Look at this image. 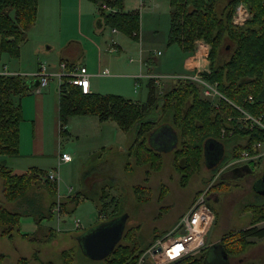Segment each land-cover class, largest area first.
<instances>
[{
    "label": "trees",
    "instance_id": "1",
    "mask_svg": "<svg viewBox=\"0 0 264 264\" xmlns=\"http://www.w3.org/2000/svg\"><path fill=\"white\" fill-rule=\"evenodd\" d=\"M90 1L96 4L104 25L138 40L137 10L123 12L124 0ZM220 1L169 0V41L179 43L186 51H193L197 40L210 46L209 71L201 75L206 82L216 85L221 95L216 104L202 97L199 88L190 81H180L158 96V87L153 80H149L144 102L118 94H84L78 86L65 81L60 86L58 101L60 128L72 116L92 115L99 121H114L124 132L135 130V141L128 149L133 164L128 162L126 168L144 165L148 167L146 172H149L160 169L162 155L147 144V135L158 123L144 120L143 117L147 111L158 109L163 117H170L171 122L167 119V124L178 131V147L173 151L172 167L180 175V184L186 183L189 176L200 169L202 156L205 151L208 152L209 141L218 142L237 134L244 135L247 137L246 142L235 147L232 157H239L242 151L254 154V143L264 141V132L256 127H244L241 117L242 110L254 116H264V0H224L222 4ZM240 2L247 7L250 16L243 25L238 26L232 23V15ZM36 13L37 0H0L1 53H7L12 58L19 57L20 49L27 40L26 32L33 25ZM231 44L229 57L222 59L219 51ZM28 89L29 85L24 82L23 76L0 74V155L18 153L22 110L15 98L26 94ZM64 132V129L61 130L62 134ZM47 173L32 167L17 175L5 163H0L3 198L15 201ZM56 182L48 178L42 182L51 196L56 195ZM132 190L139 201L148 199V187L137 185ZM106 197H109L108 191L102 190L100 213L105 214V219L124 214H117L119 203L115 196L109 197L107 201ZM75 198L78 200L76 195ZM70 202L74 203V199ZM66 204L64 202L63 207L65 213L69 214L74 207L70 209ZM259 211L262 212L260 217H264V207H260ZM19 216L0 203L2 236L12 238L19 232ZM256 221L254 219L244 229L225 234L219 246L226 255H239L252 243V238L264 237V227H257ZM138 229V226H125L121 240L112 252L100 259L99 264H137L152 243H144L137 234ZM21 234L23 238L34 239L28 233ZM156 238L158 236H154ZM207 251L208 248L204 246L198 251L199 255L186 256L171 264H204ZM62 255L64 264H72L71 255L67 252ZM2 259L3 254H0V264ZM16 264L30 263L28 258L22 256Z\"/></svg>",
    "mask_w": 264,
    "mask_h": 264
},
{
    "label": "rangeland",
    "instance_id": "2",
    "mask_svg": "<svg viewBox=\"0 0 264 264\" xmlns=\"http://www.w3.org/2000/svg\"><path fill=\"white\" fill-rule=\"evenodd\" d=\"M164 6L168 9L167 0H164ZM79 7L78 14L81 17V23L78 21L76 6L74 5V9L72 8L70 12H68L69 10L67 8L64 10L65 12L62 14L63 24L60 25V29L66 33L76 34L79 22L82 31L81 37H79L81 44L75 47L74 54L76 56L74 62L87 65L90 73L99 72V70H107L108 74H111V76L108 77H90L91 89H98L94 92H100L102 94L118 93L135 101H145L146 86L144 81H142L141 84L138 83L134 85L133 78L123 77V75L117 76V74L124 73V71H137V59L139 58L140 48L148 49V52L151 51V49L162 51V55L155 56L157 60H163L166 56H170L171 52L177 50V45L168 44L166 39V37L168 38L169 36V16L167 14L165 16L162 15L160 12H163V9H158L155 5L150 9H141L139 33L141 29H143L144 35L148 36V42L144 40L142 41L143 43H141V34H139L138 40H133L121 32L112 33V28L103 24L102 16L97 12V6L90 0H81ZM147 12H155L156 14H148ZM57 14L58 10L51 19L54 23L51 24L42 20L39 24V26L42 27V31L50 32L51 41L54 40V35L59 30L57 26ZM99 23H102L101 27L98 26ZM164 36H166L165 40H163ZM27 37L32 41L29 40L27 45H25L18 67L24 71L33 69L37 64L35 59L37 55H35V57L33 55V41L41 40L37 27H34ZM116 40L122 46L123 50L118 53H110L107 48ZM98 43L102 44V54H100V51L98 52ZM230 48H232V44L227 45V49L223 48L219 51V55L222 59H227L229 57L231 53ZM148 52L145 54H148ZM98 53L100 54V59ZM41 57L43 56L40 55L38 58ZM130 59L132 61H130ZM4 60L8 61L9 59L6 55L2 54V56H0V66ZM42 60L55 62L57 58L49 56L42 58ZM7 64L9 65L10 63ZM207 65L209 66V64ZM30 66L31 68H28ZM159 70L163 69L161 68ZM195 78L198 77L195 76ZM202 80L214 87L217 91L215 84L208 83L203 78ZM56 81L57 80L51 84L55 91L57 90ZM180 81H190L199 88L201 96L209 99L213 104H216L221 96L218 94L206 95L204 93L206 87L203 86V83L189 77L178 78L176 81H166L164 85H157L159 89L158 96H161L164 91L171 87L176 86ZM87 118L98 122L95 116ZM143 119L158 123L153 129V134L147 135V144L152 149L154 148L159 151L162 155V165L159 170L146 172L148 167L144 165L133 166L131 169L126 168L128 162L130 165L133 164L132 157H129L128 151L126 153V150L129 149L130 145L133 143L136 134L135 132L133 134H127L120 131L114 121L108 120V124H111L113 129L109 131V134L107 130H105L104 134L101 135L102 137H92L91 133L87 135L82 134L79 138L75 134H62L60 138V151L69 154L72 161L58 164L55 160H52L51 165H53V168L48 170V172L54 171L59 177L58 199H56L54 205L52 204L49 206L48 211L46 207L51 202V195L46 193L43 189L39 195V204L35 208L33 206L31 208L32 216L34 217H37V215L40 216L47 210L45 215L51 218L42 221L45 223L48 221V224L53 226L55 231L54 229L45 228V235L42 236V233L38 231L41 235L37 238L31 235L32 238L34 237L33 240L27 238L22 239L18 235H14L13 239H8L7 236L4 237L1 235L2 226L0 225V252L5 254V256L7 255L9 259L12 258V262H5L2 264H16L18 258L22 256L28 258L30 264H41L45 262H49V264H64L63 252H67L72 256V264H99L101 262L100 259H90L85 255L79 237L90 227L103 221L99 219L96 210L93 211L92 209L94 207V201H98L99 199L97 194H101L102 190L108 191L109 197H116V201L119 203L117 214L126 213L128 215L125 226H138L139 229L137 234L140 239H142L144 243L152 242L151 245L157 239H154V236L160 238L172 231L179 215L189 209L192 201H194L196 196L204 189L207 188L206 197L214 191L217 192L222 190L221 192H224L222 194V206L224 211H226V209H228L239 197L251 194L253 175L247 176V172L242 173V176L238 178L236 182H230L228 184L217 177L218 173L221 171L219 169L225 166L226 161L229 159L228 150L224 146L216 147L215 156L205 151L201 159L202 164L200 169L191 174L186 183L180 184V175L172 167L173 151L178 147L177 141L175 146L171 145V147H169L166 139L169 133H167L165 129H171L174 135H176L178 131L167 124L168 120L171 122L170 117H163L159 110L147 111ZM78 126L79 124L77 121L76 127L78 128ZM89 128L91 129L90 125ZM217 165H220V168H218L208 181V176H204V172L206 170H213ZM243 165L257 168V166H254V163L250 162H239L232 166V168L240 166L241 169ZM235 172L239 173L237 171ZM47 175L41 176V181L36 183L34 187L37 185L36 188L38 189L45 188L42 182L47 179ZM86 178L90 181H95L91 187L92 189L86 192L87 198L91 200L79 206V208L77 207L72 214L65 213L66 211L64 210L63 204L66 202L67 206L69 201L68 199L64 201L62 197H74L77 186ZM137 185L149 188L147 200L139 201L137 199L132 190ZM34 187L32 189L33 193H35L36 190ZM226 190L231 191L227 193L225 192ZM231 192L233 193L231 194ZM109 197H106V201ZM206 200L208 205H213L211 201H208V199ZM244 200L246 199H242L240 202L242 204L238 205L239 209L243 212H249V215L252 216V222L254 219H257L258 221L255 222V225L259 226L264 223V217H260L259 215L262 214V212L259 211L262 205L252 203V198L249 202ZM3 201L4 202L0 203L6 204V202H8L5 199ZM23 205L24 203L18 199L15 202L8 203L7 209L11 211H20ZM57 210L58 214L56 213ZM241 215L243 214L241 213ZM46 216L40 217L39 220ZM223 217L225 218V216ZM215 222L216 220H214V224L212 225H215ZM221 228L222 225H216L209 230L206 238L211 240L212 237L219 235ZM17 229L20 233H30L35 229V225L30 218L23 217L21 218L20 228L18 225ZM205 244L207 243L205 242ZM148 249L143 253V262L141 264H154ZM257 254L264 256V250L258 251ZM196 255H199V253L197 252ZM229 259L230 264L244 263L233 257H229ZM215 264L227 263L216 261Z\"/></svg>",
    "mask_w": 264,
    "mask_h": 264
},
{
    "label": "crops",
    "instance_id": "3",
    "mask_svg": "<svg viewBox=\"0 0 264 264\" xmlns=\"http://www.w3.org/2000/svg\"><path fill=\"white\" fill-rule=\"evenodd\" d=\"M57 2V4H56ZM221 4L224 2V0L220 1ZM81 3V0H37V13H36V19L31 26V28L27 31V35H30L34 27H37L39 31V35L41 40L39 41H33V55H37L36 62L37 64L33 69H28V71H24L22 69H19L20 65V59L23 54V49L25 48V45L30 41H32L29 37H27L26 42L22 45L19 53L18 58H12L7 53H1L6 55L8 57V61H5L1 64L0 70L5 69L4 72L6 74H19L24 77V82H27L28 79H38L34 74L38 70V67L40 64H46L48 66V70L51 72H56L59 67L58 64L60 62H66L67 64H75V65H84L87 68V71L89 72V67L85 65L84 63L79 64L74 62L75 60V54L74 50L75 47H77L79 44H81L79 37H81L82 31L79 22L81 23V17L79 16V5ZM168 3V9L164 6V0H124V6H123V12H129L133 10H137L139 12V29H140V18H141V9H150L154 5L158 9H163V12H160L162 15H168L170 22V5L169 0H167ZM220 4V7L222 6ZM74 5L76 6V14L78 17V29L76 34L72 33H66L61 31L60 25L63 24V16L62 14L65 12L64 10L67 8L70 12L72 8L74 9ZM96 5V4H95ZM58 10V31L55 33L54 40H50V32H44L42 31V27L39 26L42 20L48 22V23H54L52 22V18L54 16V13H56ZM98 12V10H97ZM148 14H156L155 12H147ZM159 13V14H160ZM74 15V14H73ZM165 20V18H164ZM142 25V23H141ZM99 27L102 26V23H99ZM112 33H118L119 31H113V28L111 29ZM141 43L142 41L147 40L148 42V36H145L143 33V29H141ZM169 34V29H168ZM165 37H163V40H165ZM167 39L168 44H176L177 50L174 52H171L170 56H166L163 60H157L155 59L156 55H162V51L160 50H152L148 52V49L140 48L139 58L137 59L138 67L137 71H124V73H118L117 76L123 75V77L127 78H133L134 85L138 83H142L144 81L146 86V97L148 93V82L149 80H153L154 84L157 86L159 84L164 85L166 81H176L178 78H184L189 77L192 79L193 76L198 75L202 76L201 73L206 71H209V66L207 64H210L209 61V51L210 46L207 43H204L202 40L195 41V48L193 51H186L183 49V47L177 43V42H170L169 36ZM147 44V43H146ZM102 44L98 43V52L100 51V54H102ZM108 51L110 53H118L119 51H122V46L116 41H113L111 46H109ZM54 51V52H53ZM180 51V52H179ZM148 52V54H145ZM100 54L98 53V57L100 59ZM43 56L41 58H38L39 56ZM54 56L57 58L55 62L52 61H45L42 60V58ZM117 58V57H115ZM118 59V58H117ZM208 59V60H207ZM13 61V62H12ZM130 61H132L130 59ZM117 62V61H116ZM7 63H10L9 65ZM115 63V62H114ZM18 68V69H17ZM28 68H31L28 67ZM163 70H159V69ZM103 70H99V72H89V89L90 93H100V92H94L98 89L92 90L91 84H90V77L96 76V77H108L111 76V74H102ZM158 77L159 80L155 81L153 78ZM145 79V80H144ZM34 82V81H32ZM52 82H49L46 86H39V85H32L29 86L28 91L26 94L17 96L15 98V101L21 106L22 110V121L19 127V149L17 154L13 155H7L3 156L0 155V163H5V165L11 170L13 174H23L25 173L29 168H38L40 170H44L48 172V170H51L53 168L52 160H55L58 164L68 163L70 161L64 162L60 159V154L65 153L60 151L61 149V142L60 138L62 137L61 130H65V134H75L78 136H82V134H92V137H100L102 134H104V131L107 130L108 134L111 129H113V126L111 124H108V121H99L96 122L95 120H90V118L87 117H93V116H81V115H75L69 118L67 124H65L62 129L60 128V122L58 119V101H59V93L58 90L55 91L54 87L51 85ZM102 94V93H101ZM108 94V93H106ZM110 94V93H109ZM118 94V93H117ZM127 94V93H125ZM120 95V94H118ZM123 96V95H121ZM125 97V96H123ZM129 98V97H126ZM131 99V98H129ZM133 100V99H132ZM146 100V99H145ZM140 102V101H139ZM144 102V101H143ZM158 111V109H155ZM79 117V118H76ZM78 119V120H76ZM78 121V128L76 127ZM89 125L91 126V129L89 128ZM117 125V124H116ZM120 129V128H119ZM120 131H123L120 129ZM124 132V131H123ZM135 130H133L130 133H134ZM152 132H150V135H152ZM63 133V134H64ZM128 134V132H125ZM102 137V136H101ZM246 136L244 135H238L237 136H231L225 138L223 141H218V143L228 150L229 159L226 161V165L223 166L217 177L219 179H222L225 181V183L230 182H236L238 178H240L242 173L247 172L248 175H253V182H251V194L244 195L236 199V201L226 209V211L223 210V196L221 191H214L210 193V195L207 196L208 201H211L213 205H210L211 209L213 210L215 214V225H212V228H214L216 225H222V228L220 230L219 235L212 237L211 240H208L206 238L205 244L206 248H208L204 264H215L216 261H223L227 264L229 263V257H233L234 259H239V261L244 262L243 264H249V263H255V264H264V256H260L257 254V252L264 250V237L263 238H252L250 245L246 248V250L239 255L236 256H228L226 255V258L224 259L222 256H217L215 253L209 252V249L214 245H219L220 240L225 236L228 232H236L241 229H244L248 226H250L251 221V215H249V212L241 211L238 207L239 204L242 201V199H246L244 201L249 202V200L253 201L252 203L256 205H262L261 207H264V193H260L257 190H261L264 188V156H261L262 152L264 151V144H262L259 148H257L254 151V154L249 159H240L239 157L233 158V150L235 147L239 144H244L246 142ZM135 141V139H134ZM133 141V142H134ZM102 144V143H101ZM133 144V143H132ZM131 144V145H132ZM130 145V146H131ZM175 146V145H174ZM263 150V151H262ZM128 149L126 150L127 153ZM262 151L261 153H259ZM129 155V152H128ZM239 162H250L254 163V166H257V168H252L249 165H243L237 166L232 168L236 163ZM50 164V165H49ZM220 168V165H217L213 170H206L204 172V176H208V181L211 179L213 174L216 172V169L218 170ZM240 169V170H239ZM239 170V171H238ZM235 171L239 172L236 173ZM235 172V173H234ZM58 180L59 177L57 175V192L55 196H51V202L46 207L49 211V206L52 205L58 199ZM95 181H90L88 178H86L84 181L80 182V185L77 186V190L74 193L75 196H65L62 199L65 201L68 199L70 202L71 199H74V203L70 202L68 204L69 208L71 209V206L74 207L71 214L76 210V208L84 203L90 201L91 199L87 198L86 192L87 190H91L92 185ZM261 182V183H260ZM259 184L258 186L254 187V185ZM213 186V184H212ZM211 186V187H212ZM34 187V186H33ZM33 187L28 189L25 193L20 195L15 201L20 199L24 205L20 209V211H11V212H17L20 216L19 218V228H20V222L21 218L27 217L30 218L33 221V224L35 225V229L32 232H25L28 233L29 236L38 237L39 234L38 231L42 233V236L45 235L46 229H54L53 226L48 224V221L45 223L42 220H39L40 217L46 216V211L41 214L40 216L37 215V217L32 216L31 208L32 206L35 208L39 204V195L41 191L44 189L46 193L49 194V192L46 190V188L38 189L36 188L37 185L34 187L36 188L35 193L32 192ZM232 190V189H231ZM231 190H226L225 192H229ZM29 193V194H27ZM209 193V192H208ZM233 192H231L232 194ZM50 195V194H49ZM251 195V196H250ZM196 196V195H195ZM70 197V198H69ZM97 197L99 198L98 201H94V207L92 208L93 211L96 210L99 219L105 221V214L100 213V205H101V194H97ZM243 197V198H242ZM3 193H2V177L0 175V202L3 201ZM15 201H8L6 202L5 207L7 208V204L10 202ZM250 201V202H251ZM193 202V201H192ZM241 211V212H240ZM100 213V214H99ZM241 213L243 215H241ZM184 214L182 212L178 219ZM103 215V216H102ZM225 216V218L223 217ZM53 217V216H52ZM222 217V218H221ZM51 218L50 216H46V219ZM105 219V220H104ZM177 219V220H178ZM214 224V223H213ZM214 226V227H213ZM257 227H264V223L261 225H256ZM228 228V229H227ZM22 229V228H21ZM227 229V230H226ZM226 230V231H225ZM55 231V229H54ZM208 234V233H207ZM14 235H18L20 238H23V235L18 232ZM13 235V237H14ZM8 238V239H13ZM33 237V238H34ZM23 241V240H22ZM2 254V252H0ZM5 262H12V258L9 259L8 256L3 254L2 263ZM17 262V261H16Z\"/></svg>",
    "mask_w": 264,
    "mask_h": 264
},
{
    "label": "built area",
    "instance_id": "4",
    "mask_svg": "<svg viewBox=\"0 0 264 264\" xmlns=\"http://www.w3.org/2000/svg\"><path fill=\"white\" fill-rule=\"evenodd\" d=\"M249 16L250 13L247 7L240 2L237 4L232 15V23L238 26L243 25ZM113 31L116 30L113 29ZM58 67L59 69L56 72H51L48 70L46 64H40L38 70L34 74L38 78V85L46 86L49 82L57 80V90L59 93L61 84L67 81L70 84L78 86L82 93H90L89 74L84 65L67 64L62 61L58 64ZM4 71L5 69H2V71L0 70V74H6ZM102 74H108L107 70H103ZM195 76L198 78H195ZM195 76L192 78L202 82L203 86L206 87V91H204L206 95H220L214 87L205 83L201 76ZM153 79L155 81L159 80L158 77ZM242 114L241 120L244 127L250 129L256 127L264 132L263 115L254 116L243 110ZM222 132H224V129H222ZM262 144H264V141H258L254 143V147L257 149ZM252 156L253 154L242 151L239 158L247 160ZM261 156H264V151ZM60 159L67 162L72 158L67 153H61ZM47 174L49 180H57V175L54 171L48 172ZM206 195L207 188L196 196L189 209L177 220L172 231L163 237L157 238L149 247L148 252L154 264H171L183 257L196 254L204 247L206 235L215 219V214L207 203ZM56 213L58 214V210ZM142 262L143 255L140 257L137 264H141Z\"/></svg>",
    "mask_w": 264,
    "mask_h": 264
},
{
    "label": "water",
    "instance_id": "5",
    "mask_svg": "<svg viewBox=\"0 0 264 264\" xmlns=\"http://www.w3.org/2000/svg\"><path fill=\"white\" fill-rule=\"evenodd\" d=\"M27 84L29 86L38 85V79H28ZM168 129H165V131L169 133L166 139L168 142L167 145L171 147V145H175L177 137L172 133L171 129ZM217 146L222 147L218 142L209 141L207 143L208 152L215 156ZM262 181H264V179H262ZM258 185L259 184H256L254 187ZM257 191L264 193V188ZM127 217L128 215L126 213L121 214L110 220L102 221L83 233L79 239L85 255L90 259H102L112 252L116 244L121 240ZM209 252L215 253L217 256H222L224 259L226 258V254L222 250V247L217 244L212 246Z\"/></svg>",
    "mask_w": 264,
    "mask_h": 264
}]
</instances>
